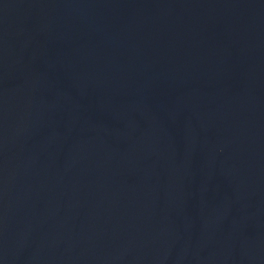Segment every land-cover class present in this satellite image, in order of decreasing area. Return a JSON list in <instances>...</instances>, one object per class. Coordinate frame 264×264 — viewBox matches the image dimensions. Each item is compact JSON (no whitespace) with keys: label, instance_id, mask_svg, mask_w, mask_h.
I'll list each match as a JSON object with an SVG mask.
<instances>
[{"label":"water","instance_id":"water-1","mask_svg":"<svg viewBox=\"0 0 264 264\" xmlns=\"http://www.w3.org/2000/svg\"><path fill=\"white\" fill-rule=\"evenodd\" d=\"M149 55L264 114V0H15Z\"/></svg>","mask_w":264,"mask_h":264}]
</instances>
